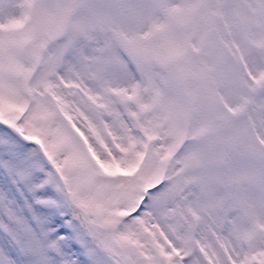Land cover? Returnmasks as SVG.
Segmentation results:
<instances>
[{
    "label": "snow or ice",
    "instance_id": "1",
    "mask_svg": "<svg viewBox=\"0 0 264 264\" xmlns=\"http://www.w3.org/2000/svg\"><path fill=\"white\" fill-rule=\"evenodd\" d=\"M0 264H264V0H0Z\"/></svg>",
    "mask_w": 264,
    "mask_h": 264
}]
</instances>
